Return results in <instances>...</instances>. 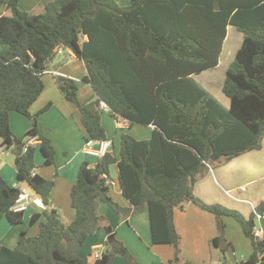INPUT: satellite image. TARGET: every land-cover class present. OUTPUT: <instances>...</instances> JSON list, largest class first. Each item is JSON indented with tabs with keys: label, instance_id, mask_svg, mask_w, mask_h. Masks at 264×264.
Masks as SVG:
<instances>
[{
	"label": "trees",
	"instance_id": "trees-1",
	"mask_svg": "<svg viewBox=\"0 0 264 264\" xmlns=\"http://www.w3.org/2000/svg\"><path fill=\"white\" fill-rule=\"evenodd\" d=\"M55 0L41 11L19 9V0H0L10 15H0V140L14 156L18 182L37 195L46 210L29 218L37 234L21 231L14 248L0 246V264H112L122 256L138 264L122 242L109 238L98 260L90 263L78 255L86 239L111 228L97 214L98 203L107 204L121 217L148 211L151 243L170 245L175 264L181 237L174 210L191 203L215 218L218 236L213 244L227 251L224 217H232L250 240L252 253L239 264H264V238L253 231L256 216L264 217L261 201L249 218L221 204H206L194 194V185L210 168L260 150L264 135V0ZM205 3V4H204ZM228 26L243 34L229 64L221 91L223 105L192 75L218 65ZM61 49L69 50L86 69L82 82L93 97L78 100V83L54 76L67 101L81 115L87 140H107L101 123L108 113L128 126H153L146 140L122 133L117 154L109 150L90 167L82 163L70 190L73 220L63 223L56 210L47 209L53 182L37 174L38 149L43 166L53 165L55 150L40 134L37 115L30 107L44 89L42 75ZM101 103L108 111H103ZM47 108L44 107L41 111ZM17 112L32 123L17 138L9 115ZM37 138L34 144L27 142ZM118 169V184L129 208L109 196L110 167ZM19 189L0 175V222L22 223V213L12 207ZM45 220H40L41 216ZM92 260V257H90Z\"/></svg>",
	"mask_w": 264,
	"mask_h": 264
},
{
	"label": "crops",
	"instance_id": "crops-1",
	"mask_svg": "<svg viewBox=\"0 0 264 264\" xmlns=\"http://www.w3.org/2000/svg\"><path fill=\"white\" fill-rule=\"evenodd\" d=\"M53 1L55 0H27L29 6L21 7V5L26 6V0H19L18 7L22 11L33 13L42 10L47 3ZM207 1L205 0V2ZM129 4V0H119L118 3L120 7H127ZM228 27L226 29V41L224 40L222 43L218 65L192 75L208 91L209 88L207 86L217 85L213 71L215 69L217 71L221 63L224 45L229 40L227 35ZM57 56L59 58H53L42 75L44 89L30 107L29 112L31 115H37V127L40 134L50 140L55 150L54 164L43 166L42 155L37 149L35 154L36 167L33 172L53 182L49 196L50 203L47 209L56 210L60 220L66 223L75 217V210L71 206L70 190L76 180L78 170L84 162L93 168L96 160L82 153L81 150L85 143L86 133L81 124V115L73 103L64 99L55 83L54 76L59 75L76 81L78 83L77 96L80 102H85L92 98L93 90L89 87L90 85L86 86L88 84L82 82L83 77L86 75V69L80 59L65 49L61 53H57ZM207 75L210 76L208 77L209 80L206 81L209 85L202 81L203 77ZM222 84L223 80L221 81L220 89ZM46 106L47 108L41 111ZM103 115L101 123L105 130L106 139L111 142L110 150L116 154L119 148L121 131L131 134L134 138L139 136V139L146 140L150 137L153 130L151 125H141L143 130L135 136L133 135L135 124L129 127L127 121L120 120L125 122L126 125L119 128L117 122L112 117L110 118L108 113L105 118ZM9 124L11 132L17 138L23 137L32 127L30 119L17 112L10 113ZM0 175L7 184L15 188L22 186L33 197L27 209L22 212L21 224L11 225L5 220L0 222V246L14 248L21 231H27L30 236L37 234L38 227L37 225L30 227L29 218L35 213L42 214L46 209L37 195L33 194L24 183L17 181L14 169V156L9 149L1 145V140ZM117 176L118 169L116 165H112L110 167V176L107 178L109 181V196L121 207L129 208L130 203L121 193ZM194 194L206 204H221L240 212L243 217L249 218L255 207L261 201H264V135L260 150L248 151L233 158L225 165L210 168L205 177L195 183ZM97 214L106 219L112 230L111 235L122 242L138 264H175L172 262L174 258L172 246L153 245L151 243L149 213L147 210L135 215L121 217L107 204L99 202ZM173 219L181 237L179 259L182 263L222 264V260L225 261L227 255L228 258L234 260L235 264H239L247 260L253 251L249 241L244 238L240 225L239 231L228 217L223 219L225 225L224 237L227 243L231 244L227 251L219 249L213 244V239L218 236V231L215 219L209 212L187 203L183 209L174 210ZM40 220L44 221L45 217L42 215ZM254 224L255 229L260 233L259 238H264V217L256 216ZM230 225H233L234 235L229 231ZM108 239L109 236L104 230H98L86 239L78 255L81 258H87L90 263H93V259H90L92 253L96 249L105 250V244ZM112 264L129 263L122 256H115Z\"/></svg>",
	"mask_w": 264,
	"mask_h": 264
},
{
	"label": "rangeland",
	"instance_id": "rangeland-1",
	"mask_svg": "<svg viewBox=\"0 0 264 264\" xmlns=\"http://www.w3.org/2000/svg\"><path fill=\"white\" fill-rule=\"evenodd\" d=\"M116 2L119 3V0H116ZM27 5L28 4H27V0H26V6H24V5L22 6L21 5V7H28L29 5L28 6ZM38 11H41V10H38ZM0 15H7V16H9L10 15V12L8 10H5L4 7L0 6ZM227 35L229 36V40H228L227 44L224 45L221 63L219 65L217 71H216V69H215V71H213V75L216 76V83H217V85L212 86V85H209L208 83H206V81L209 80V78H208V77H210L209 75L203 77V79H202L203 83H205L206 85H209V86H207L209 88V92L211 94H213L225 106H227V104H228V99L223 95V93H222V91L220 89V87H221L220 84H221V81L222 80L224 81L225 72H226L229 64L233 60V58L235 56V53H236L237 49L239 48L240 42L242 41V36H243L242 33L239 32V31H237L234 27H228V34ZM54 58L55 59H58L59 57L56 55ZM86 86H89V85H86ZM104 113L105 114L104 115L102 114V115L105 118V116H106L107 113L106 112H104ZM134 126L135 127H134V131H133V135L137 136L138 133L143 130V126L137 125V124H135ZM122 133H126V132L121 131L120 134H122ZM138 137L139 136H137L135 139L141 140V138L139 139ZM228 218L230 220H232V223L233 224H235L234 225L235 228H238V230L240 231L239 224L236 222V220L233 219L232 217H228ZM4 220L7 221L6 218L3 219V221ZM7 223L9 224L8 221H7ZM229 231H230V233H232V235H234V231L235 230L233 228V225H230L229 226ZM244 238L249 241V244H251L250 243V240L248 238H246L245 236H244ZM221 257H223V256H221ZM222 264H235V262H234V260H231L230 258H228V256L226 255V260L225 261L222 260Z\"/></svg>",
	"mask_w": 264,
	"mask_h": 264
},
{
	"label": "built area",
	"instance_id": "built-area-1",
	"mask_svg": "<svg viewBox=\"0 0 264 264\" xmlns=\"http://www.w3.org/2000/svg\"><path fill=\"white\" fill-rule=\"evenodd\" d=\"M57 52L61 53L62 50L59 49ZM100 107L103 111H108V108L105 104L101 103ZM125 125H126L125 122H121V121L117 122V126L119 128H122ZM36 142H37V138L33 137L27 143L28 144H34ZM110 148H111V142L108 140H92L91 139V140L85 141L81 151L84 155L92 157L95 160H98V159L104 157L105 154L110 150ZM33 174H34V172L32 171V175ZM107 184H109L108 179H107ZM18 189L20 192H19L18 197H17V199H16V201L12 207V211L15 213H22L27 209V207L30 204V202L32 201L33 197L31 195V193L28 192L26 189H24L22 186H19ZM253 234L257 238L260 237L259 236L260 233L255 228H254ZM103 251L104 250H100V249L94 250V252L91 255L92 259L93 260L100 259Z\"/></svg>",
	"mask_w": 264,
	"mask_h": 264
},
{
	"label": "water",
	"instance_id": "water-1",
	"mask_svg": "<svg viewBox=\"0 0 264 264\" xmlns=\"http://www.w3.org/2000/svg\"><path fill=\"white\" fill-rule=\"evenodd\" d=\"M112 237H113V235H110V236H109V238H112Z\"/></svg>",
	"mask_w": 264,
	"mask_h": 264
}]
</instances>
